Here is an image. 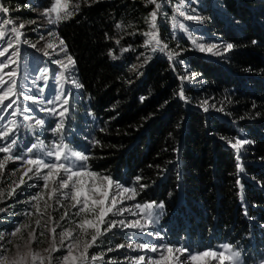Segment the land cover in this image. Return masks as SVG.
Here are the masks:
<instances>
[{
  "label": "trees",
  "instance_id": "obj_1",
  "mask_svg": "<svg viewBox=\"0 0 264 264\" xmlns=\"http://www.w3.org/2000/svg\"><path fill=\"white\" fill-rule=\"evenodd\" d=\"M177 1L162 5L157 27L166 50L179 53L172 60L145 44L149 0H67L72 17L37 31L62 39L75 61L69 76L82 87L73 83L69 114L92 170L135 188L139 202H162L171 245L263 252L264 0H182L198 18L187 26L196 42L220 47L211 56L173 32ZM54 2L3 6L28 23ZM236 139L250 141L239 154L229 143Z\"/></svg>",
  "mask_w": 264,
  "mask_h": 264
},
{
  "label": "snow or ice",
  "instance_id": "obj_2",
  "mask_svg": "<svg viewBox=\"0 0 264 264\" xmlns=\"http://www.w3.org/2000/svg\"><path fill=\"white\" fill-rule=\"evenodd\" d=\"M150 3L155 4L156 0H149ZM77 4L75 8H78ZM157 9L159 5H156ZM69 5L67 0H55L54 3L51 4V7L48 8L43 14L49 18V23L58 24L63 20H67L72 17L73 11L68 10ZM0 11L7 13L8 9L0 5ZM177 12L180 16H185V12L181 11L180 6L177 7ZM53 13H55V18L53 19ZM150 21V30L148 32L143 33L147 37L145 44L152 47V51H160L164 52L167 49V44L162 43L160 36L157 32L156 25V11H153L151 14ZM187 20L198 19L194 16H185ZM175 19V18H174ZM5 25L11 23L9 20L0 21ZM179 28L184 29L185 26L183 24L178 25ZM25 25L23 23L18 26H14L10 29L11 33L15 37V44L9 42L7 47H4L0 50V57H5V59L0 60V109L7 110L12 108L13 104L16 103L15 100H10L11 97L22 96L24 100L30 101L32 105H36L39 111L45 112L49 115V117H57L53 126H50L48 130L52 132L54 136H59V142H53L50 147L45 146L43 141L39 140L37 137L38 143H32L30 146L26 148V152H21L19 154L13 153L14 146H17V140L15 138L10 137V133L14 132L13 128L4 127L3 131H0V140L8 138L9 142L7 144L0 145V153H6L2 160H0V174L3 173L5 165L9 161H20L22 165H28L27 169L23 173V176L20 178V183H25L24 176H28V173L32 172L37 178H42L44 181V187L47 189L49 187V181H53L56 183V186L51 189V196L55 195L57 192L65 199H70L71 207L76 208L78 205L80 206L75 213L76 216H81V214H85L79 223L75 224L74 229H63L59 234L56 233L55 227L51 228L50 231L52 233L50 247L45 251H49L50 253H55L59 251L61 248L65 247V241L70 240L71 243L66 245L67 247V255H63L62 260L60 258L56 259L55 264H75L77 259L80 260V264H85L88 256V249L91 248L97 241V238L103 233L100 230V225L107 223V227L104 229L105 232L111 231L113 228L117 226H121L124 228L130 229H139L141 233H147L149 227H155L158 223V219L161 215H163L164 204L161 202L157 204L156 202L148 203L141 205L137 203L135 208L138 209V212L132 213L133 215H137L139 218L134 221L125 222V220H105V217L111 213L113 216H122L125 211H130V209L117 207L118 204L122 203L123 199H135L136 189L135 188H127L121 185L118 181H113V179L108 175H103L92 171L88 168L87 162L90 157L84 154L81 151L72 150L66 145L63 141V132L65 130V119L66 114L69 112V104L70 100H72L73 94L72 92L65 91L63 87V82L66 79L65 72L69 70L70 65H74L75 61L72 59L70 55H67V46L64 41L60 40V45L63 47L60 48L61 52L66 54V60H53L51 61L54 64L59 65L60 71L57 74L53 75V79L56 80V83L60 85L59 88H56L55 85H52L51 92L48 97L44 96V91L46 87H49L47 81L49 79L48 70H43L40 72L39 76L36 80L44 81L45 84L43 87H39L37 89L36 95L25 94L23 91V87L20 89L17 88L16 79L17 72L15 69H10L7 72H3L4 69L9 68L11 64H15L18 61L14 59V57L19 56V51L16 50V45L20 43V37L23 33L20 29L24 28ZM119 27V25H117ZM6 33L4 31H0V38H4ZM27 43V41H24ZM119 44V40L116 41ZM255 43V41H253ZM193 45L198 48L200 52H208L214 55H222L220 51V47L216 44H213L211 47H205L203 44H198L195 40H193ZM31 47L35 48L36 45L32 44ZM47 48H53V44L48 43L46 45ZM224 51H230L233 49L234 45L232 43H228L223 46ZM9 49H13L11 54L9 53ZM129 49L124 48L122 51H128ZM215 50V51H214ZM44 55H50L47 51L44 52ZM168 58L170 60L174 59L179 53L169 51L167 53ZM114 59L116 57H113ZM179 63V62H177ZM5 76L8 77V80H5ZM180 79H185V77H180ZM36 80H33V83H36ZM77 88L82 87L76 81H73ZM178 96L181 99H185L184 92L181 90L178 93ZM144 99L143 97L141 98ZM5 101H10L5 104ZM204 104H207V101H204ZM45 105H51V107H45ZM34 109L31 106L26 105L22 111L23 112H31ZM207 110V108H205ZM12 115H16L15 112ZM25 120L34 119V125H29V127H43L45 125V121L40 118H35L31 116H25ZM11 124H15V121H10ZM94 144H99V141H93ZM230 146L236 150L237 154H239L240 149L243 145L250 143V141L246 139H236L234 143L229 141ZM35 150V151H34ZM31 154V155H29ZM45 157L52 158L51 160H47ZM240 157L237 155V160ZM237 168L240 171H243L241 165L238 163ZM35 169V171H33ZM46 169V173H42V170ZM19 169H17L18 171ZM15 175V171L13 172ZM28 179L31 180L32 176H28ZM140 177H136L137 183L140 181ZM239 179L237 180V184H239ZM141 188L146 187L144 184H139ZM19 187V185H17ZM68 189V192H63L61 190ZM128 193L129 195L125 196L124 194ZM111 194V198H110ZM120 197V199H118ZM33 199H38V197H33ZM241 200H243V195L241 194ZM59 203V200H57ZM35 207V205H34ZM39 211V208H37ZM91 213L93 219H88L87 214ZM31 215V214H29ZM68 215V212H65L63 216H61V220H63ZM143 221V222H142ZM36 224L40 225V220L36 221ZM57 226L59 223H57ZM29 225L24 224L20 227H17L12 236H16L21 232L22 228H27ZM79 230L77 235H73L74 231ZM89 229L94 230V234L91 235V240H82L81 236H87L89 234ZM151 235L152 233H148ZM41 236L45 235L44 232L40 233ZM57 235L59 239L57 240ZM155 235L158 238L160 237L159 231L155 232ZM3 234H0V240H3ZM36 240L35 230L29 233L28 243L25 245L28 248V251L24 254H21L19 251L16 256L13 258H9L7 256H0V264H27V257L32 256L33 261L36 259H40L41 264H44V260L47 259L48 264H53V258L50 255L47 258L40 257L38 253H33L31 251V243ZM59 245V247H58ZM81 245L83 246V251L79 253V257L73 256V249H80ZM19 248V246H17ZM118 248H123L125 245H117ZM129 248H139L141 250L147 249L153 253H159L158 258L149 257L147 264H204L206 257L215 258L219 264H241V256L242 253L239 250H236L234 246L230 243L222 244L218 249L208 251L201 250L199 252L193 253L189 248L185 246L181 247H172L169 245H149L147 243H139L136 245L129 244L127 245ZM111 251V249H110ZM183 257V259H181ZM97 257L92 256V260H96ZM145 257L143 255L139 256L138 260L135 264H144Z\"/></svg>",
  "mask_w": 264,
  "mask_h": 264
},
{
  "label": "rangeland",
  "instance_id": "obj_3",
  "mask_svg": "<svg viewBox=\"0 0 264 264\" xmlns=\"http://www.w3.org/2000/svg\"><path fill=\"white\" fill-rule=\"evenodd\" d=\"M170 1L171 0H156L153 11H156L157 13V27L159 21L164 17L162 15V5H164L165 2L169 5ZM157 4L159 5L158 9L156 7ZM185 4L186 3L182 0H178L177 3L171 5L173 14L169 19L170 26L175 34H179L181 37H186L193 42V40L196 41V39L193 38V36L188 31L187 26L189 20L185 18V16H188L185 12ZM0 5L3 6V0H0ZM178 6H180L181 11L185 12V16L179 15L177 12ZM44 12L45 10L38 12V18L36 21L25 23L14 20L9 9L7 13L0 11V21H11V23L7 25L0 23V31H4L6 33L4 38H0V50H2L4 47H7L9 42L15 44V37L11 33L10 29L23 23L25 27L20 29L23 35L20 37V43L16 45V50H18L20 54L18 57H14V59H16L18 62L11 64L10 67L4 69L3 72H7L10 69H15L17 72V77H15L17 88L20 89L23 87L25 94L36 95L37 89L39 87H43L45 84L44 81L36 80V78L39 76L41 71L48 70L49 79L47 84L49 87H46L44 91V96L48 97L50 95L52 85H55L56 88L60 87V85L56 83V80L53 79V75H58V72L60 71L59 65L54 64L51 61L60 59L67 62V60L66 54L60 51V43L56 42L55 39L50 35L47 36L46 34L37 31V28L44 29L47 27V23H49V18L43 14ZM52 18H55V13H53ZM179 24H183L185 28H179ZM156 30L158 32V29ZM29 33H33L35 36H37L35 42H31L32 37L27 36ZM25 40L27 43L24 42ZM48 43L53 44V48H47L46 45ZM32 44H35L36 47H31ZM205 47L207 48L211 46L207 45ZM150 48L152 47L150 46ZM12 51L13 49H9V53L6 54V56L11 54ZM45 51H47L50 55H44ZM166 52L168 51H159L160 54H164ZM203 53L208 56H211L212 54L208 52ZM3 59H5V57H0V60ZM65 77L66 79L63 82V87L66 92L69 90L71 91L73 88V82L69 76V70L65 72ZM4 78L5 80H8L7 76ZM33 80H36V83H33ZM10 100L16 101L12 108L7 109L6 111L0 109V131H3L5 126L14 129V132L10 133V137L17 140V146H14L13 148L14 154L26 152V148L28 146H30L32 143L39 142L37 137H39V140L43 141L44 145L48 147H50L54 141L59 142L60 137L54 136L52 132L48 130L50 126L54 125L56 119H58L57 117H49V115L45 112L39 111L36 105H32L30 101L24 100L22 96H13L10 98ZM9 102L10 101H5V104ZM26 105L31 106L34 110L31 112H23L22 109ZM45 107H51V105H45ZM68 107H70V104ZM13 112H15L16 115H12ZM25 116L43 119L45 121V125L43 127H29V125H34L35 121L34 119L25 120ZM71 119L72 118L68 112L64 121L65 130L63 132V141L69 146L70 149L84 153V150L81 146V137L79 136L78 127L75 126ZM10 121H15V124H11ZM8 142V138H5L0 140V145L7 144ZM6 155V153H0V160H2ZM45 158L47 160L52 159L48 157ZM27 167L29 166L22 165L20 161H9L5 165L3 173L0 174V234H3L4 236V239L0 240V256H7L11 259L16 256L18 251L21 254L26 253L28 248H26L25 245L28 243L29 233L35 230L36 240L31 243V251L33 253H38L40 257L44 258H47L51 255L53 258V264H55L57 258L62 260L63 255H67L66 245L71 243V241L66 240L65 247L61 248L55 253L45 251L50 247L52 236L50 229L55 227L57 234H59L65 228L74 229L75 224L79 223L85 214L82 213L81 216H76L75 213L80 206L78 205L76 208L71 207L70 205L72 202L70 199H65L60 194V192H57L50 198L49 194L51 189L56 186V183L51 180L49 181V187L46 189L44 187L43 179L37 178L32 172H30L28 173V176H32V179L29 180L28 176H24L25 183L21 184L20 178L23 176V173ZM88 168L92 170L89 166ZM17 169L19 170L17 171ZM14 171L15 175H13ZM33 171H35V169ZM46 172V169L42 170V173ZM95 172L108 175L101 171ZM112 179L113 181H118L115 178ZM118 182L124 187L133 188L126 186L120 181ZM17 185H19V187H17ZM61 191L68 192L69 190L64 189ZM124 195L127 196L129 194L125 193ZM33 197H38V199L34 200ZM118 199H120V197H118ZM57 200H59V203H57ZM137 203L144 205L152 202H139L136 194L135 199H123L122 203L117 205V207L130 209V211H125L122 216H113L111 213H109L108 216L105 217V220H125V222H128L138 219L139 217L137 215L132 214L138 212V209L135 208ZM37 208H39V211H37ZM162 211L163 215L159 217L158 223L154 228L149 227L147 233H141L139 229L124 228L121 226H117L111 231L105 232L104 229L107 227V223L101 224L100 230L103 235L99 236L96 243L88 249V259L85 261V264H135L141 255L145 257L144 264H147L149 257L158 258L159 253H153L147 249L141 250L139 248H129L127 247L129 244L136 245L139 243H147L149 245L155 244L158 246L169 245L172 247H181V245H171L170 238H167L166 231L162 226V223L169 213L165 210V208ZM65 212H68V215L63 220H61V216H63ZM87 218L93 219L92 214L88 213ZM38 219L40 220L39 226L36 224ZM249 220L252 221V219ZM57 223H59L61 226H57ZM24 224L29 225V227L22 228L21 232L16 236L11 235V233H13L17 227H20ZM156 231H159L160 237H162V239L155 235ZM41 232H44L45 235L41 236ZM78 233L79 230L77 229L74 231L73 235L75 236ZM148 233L152 234L149 235ZM92 234H94V230L89 229V234L87 236H81V239L90 241ZM58 239L59 237L57 235V240ZM117 245H125V247L118 248ZM17 246H19V248ZM219 247L220 246L206 250L212 251L218 249ZM234 248L242 253L241 264H264V251L255 252L249 248ZM81 251H83L82 245L80 249L74 248L72 255L79 257V253ZM92 256L97 257V259L92 260ZM181 259H183V257H181ZM27 264H41V261L40 259L33 261L32 256H28ZM44 264H48L47 259L44 260ZM69 264H72V262H69ZM75 264H80V260L77 259ZM204 264H219V262L213 257H206ZM225 264H227V262H225Z\"/></svg>",
  "mask_w": 264,
  "mask_h": 264
}]
</instances>
